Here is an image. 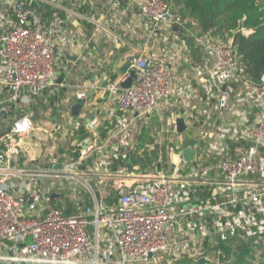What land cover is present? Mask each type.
I'll return each instance as SVG.
<instances>
[{
  "label": "built area",
  "instance_id": "2783aa9c",
  "mask_svg": "<svg viewBox=\"0 0 264 264\" xmlns=\"http://www.w3.org/2000/svg\"><path fill=\"white\" fill-rule=\"evenodd\" d=\"M77 6L87 7L81 17L94 31L114 34L115 43L128 8L157 45L177 38L174 28L183 31L202 53L197 76L216 96L220 117H236L202 122L209 130L200 137L210 145H194L193 160L180 159L173 169L172 158L184 147L163 145L162 127L150 129L151 145H138L136 130L149 128L176 92L165 59L152 49L128 59L129 88L120 86L128 72L107 82L104 96L114 101L116 117L108 127L101 123L104 137L89 113L87 124L74 129L50 124L61 101L42 96L55 85L61 0H0V264H172L183 258L228 264L219 245L229 248L234 239L260 248L264 74L259 84L249 82L232 38L197 34L165 0H103L100 6L77 0ZM85 98L80 89L75 99ZM233 99L244 109H235ZM40 105L52 107L51 114L39 113ZM176 119L169 122L172 132ZM81 124L88 137L69 139Z\"/></svg>",
  "mask_w": 264,
  "mask_h": 264
},
{
  "label": "crops",
  "instance_id": "0c3cea01",
  "mask_svg": "<svg viewBox=\"0 0 264 264\" xmlns=\"http://www.w3.org/2000/svg\"><path fill=\"white\" fill-rule=\"evenodd\" d=\"M89 1L91 5L97 6L103 2V0ZM61 6L64 10L60 12L55 50L57 59L55 85L42 96L43 100L50 103L61 101L59 110L55 113L52 112L49 119L50 124L61 122L67 130L74 129L72 126L73 117L67 109V105L75 99L76 93L80 89L90 93L96 91L97 87H99V91L86 99L79 116L85 117L90 114L92 117H97L99 120L97 129L101 127L103 121L113 120L116 117V106L113 100L104 96L106 86L102 88L104 82H109L108 73L114 76L113 81L120 79L123 75L120 73V69L127 64L131 56L152 49L158 51L159 55L165 59L176 92L168 103L160 106L155 114L162 119L161 123L157 122L158 116H155L151 118L149 128L142 130L139 127L136 130L135 138L138 145L153 143L150 134L152 127L164 129L163 145L185 147L190 146L191 141H193L192 145H198L201 142H204V145H210V138L201 139L200 137L202 130H209L208 127L202 125V122L222 124L223 119L236 117L230 114L220 117L216 96L209 93L207 81L203 82L197 76L200 65H203L202 53L198 50V54L192 55L191 38L185 36L183 31L173 29L177 38L173 39L174 35H171L166 43L157 45L154 38L150 37L146 24L138 17L136 11L128 8L124 10L126 14L122 24L116 27L115 34L118 42L115 43L114 34L109 33L106 28L94 31V26L81 17L88 8L85 6L79 8L77 0H61ZM187 84L190 87H187ZM41 105L39 113H44L46 109L50 110V106L41 107ZM234 105L235 109H244V102L234 100ZM58 112L63 115L62 121ZM174 116H182L187 126L186 131L180 135L172 132L169 126L170 119ZM189 116L192 121L189 120ZM43 125L48 127L45 123ZM169 235L171 236L172 233L170 232Z\"/></svg>",
  "mask_w": 264,
  "mask_h": 264
},
{
  "label": "trees",
  "instance_id": "16d2710c",
  "mask_svg": "<svg viewBox=\"0 0 264 264\" xmlns=\"http://www.w3.org/2000/svg\"><path fill=\"white\" fill-rule=\"evenodd\" d=\"M175 8L181 17L188 18L194 23L197 34H205L211 31L212 35L222 41L232 38L236 57L242 67L244 77L254 85L261 81L264 74V0H165ZM48 14L50 8L45 7ZM242 30L247 31L245 35ZM189 38V37H188ZM190 39V38H189ZM192 42V43H191ZM191 53L198 54L200 50L191 39ZM109 82L114 76L108 73ZM236 84L233 85L236 88ZM105 126H109L105 121ZM146 128H144L145 130ZM101 137L105 136V129H99ZM69 139L83 141L88 137L85 126L81 124L75 131L68 133ZM196 141V140H195ZM193 141L189 143L193 147ZM195 143V142H194ZM201 142L198 145H204ZM173 146V145H172ZM184 147V146H183ZM143 157L148 159V154L143 151ZM112 202V200H110ZM109 201V202H110ZM60 206V205H58ZM234 239L229 244L234 243ZM259 247V246H258ZM225 253L228 248L219 245ZM252 248L249 244H243L238 252L237 264H246V257H250ZM254 259V257H253ZM252 259V261H253ZM251 261V262H252ZM174 264H197L190 259H182ZM228 264H234L230 262ZM264 264V263H263Z\"/></svg>",
  "mask_w": 264,
  "mask_h": 264
},
{
  "label": "water",
  "instance_id": "95a60500",
  "mask_svg": "<svg viewBox=\"0 0 264 264\" xmlns=\"http://www.w3.org/2000/svg\"><path fill=\"white\" fill-rule=\"evenodd\" d=\"M174 30H177V28H174ZM127 71H128V65L127 64L124 65L120 69V73L121 74H125ZM133 80H134V71L130 70V71H128L127 78L120 83V86L123 89H127V88H129L131 86ZM106 85H107V82H104L103 85H102V88H104ZM98 91H99V87H97V90L94 91V92L86 93V98L85 99H82V100L74 99L67 105V109L70 111L71 116L73 117L72 126H75V124L77 122L83 123L84 125L87 124L89 115H86L85 117H79V114H80V111L83 108L84 104L86 103V99L89 98L90 96H93ZM186 129H187V126H186V124L184 122V119L182 117H177V119H176V133L178 135H180V134L184 133L186 131ZM75 155L77 156L78 153H75ZM194 155H195V150L194 149H191L189 147L182 148L180 154L179 155H174L173 158H172V163H173L172 164V169H173L174 165L177 164V162L180 159H182L186 163L191 162L193 160V158H194ZM14 192H16V189L14 190ZM57 197H58V195L52 194L50 196V199H54V198H57ZM24 208H25V206H24ZM69 212H70V208L67 207V209L65 210V214L67 215V214H69ZM197 264H206V262H205L204 259H199L197 261Z\"/></svg>",
  "mask_w": 264,
  "mask_h": 264
},
{
  "label": "rangeland",
  "instance_id": "374dc122",
  "mask_svg": "<svg viewBox=\"0 0 264 264\" xmlns=\"http://www.w3.org/2000/svg\"><path fill=\"white\" fill-rule=\"evenodd\" d=\"M46 110H48V109H46ZM46 112H47V114H51L52 109L49 111H46ZM251 117H253V115ZM170 146L172 147V145H170ZM262 153H264V152H262ZM151 155H152L151 158L154 157V152H152ZM262 156L264 157V155H262ZM239 249H240V246L238 244H236V242L233 244H230V247L226 251V252H228L227 255H229V257H230V260H231L230 262H232V263L234 262V264H237L235 262H236V258H237ZM251 255L254 257V259L252 257L253 261L250 257H246V260H245L246 264H263L264 263V240L261 243L260 248L252 247Z\"/></svg>",
  "mask_w": 264,
  "mask_h": 264
}]
</instances>
